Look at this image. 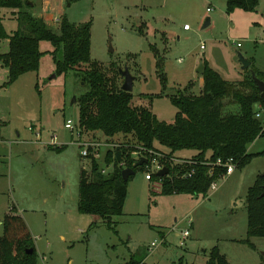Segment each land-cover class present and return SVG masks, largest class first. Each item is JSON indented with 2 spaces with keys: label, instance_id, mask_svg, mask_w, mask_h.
Listing matches in <instances>:
<instances>
[{
  "label": "rangeland",
  "instance_id": "1",
  "mask_svg": "<svg viewBox=\"0 0 264 264\" xmlns=\"http://www.w3.org/2000/svg\"><path fill=\"white\" fill-rule=\"evenodd\" d=\"M33 2L32 13L44 16L54 30L63 16L75 23L91 20V58L127 67L135 76L131 104L150 108L160 120L171 122L177 111L169 95L199 92L202 71L197 69L204 60L228 81L241 80L251 70L264 72V0H258L255 10L231 13L225 0ZM3 15L10 34L17 20L9 9L0 8ZM207 18L210 25L203 27ZM3 41L0 52L8 49ZM39 48L47 52L38 69L10 84L0 64V154L9 155L0 163V234L3 216L14 206L32 232L37 264H120L130 256L144 257L139 264H206L205 252L213 246L231 264H264V237H250L252 246L242 241L247 237L245 196L264 171L263 156L215 180L217 188L205 196L160 194L156 181L145 178L146 168L138 169L127 183L122 213L111 217L116 232L100 216L78 212L80 171L88 173L89 162L79 155L76 131L64 123L70 119L77 125V97L86 85L72 71L55 74L48 41H41ZM238 54L251 60L248 68L242 69ZM155 94L162 96H143ZM235 108L229 105L226 111ZM52 135L57 137L53 147L62 150L49 148ZM82 138L105 141L101 134ZM154 145L168 152L157 141ZM263 149L264 137L248 146L250 153ZM195 153L182 149L174 157ZM111 169L109 165L106 173ZM184 230L189 235L180 245L176 233ZM161 238L164 243L148 253L150 243Z\"/></svg>",
  "mask_w": 264,
  "mask_h": 264
},
{
  "label": "trees",
  "instance_id": "2",
  "mask_svg": "<svg viewBox=\"0 0 264 264\" xmlns=\"http://www.w3.org/2000/svg\"><path fill=\"white\" fill-rule=\"evenodd\" d=\"M225 1L227 13L235 9L255 10L258 4V0ZM33 6V0H0V8L9 9L17 20V28L8 34L2 23L4 15L0 16V41L6 40L8 44L7 51L0 52V64L7 69V84L25 72L38 69L40 57L47 52L40 50L39 44L48 41L53 47L55 74L72 71L82 76L86 85V90L77 97V124L81 135L96 137L101 134L105 141L116 144L104 158L105 165H112L110 172L103 174L94 159L88 173L81 169L78 212L100 216L116 232L111 217L122 213L128 181L138 169L145 168V164L136 165L138 159L132 157L134 151L145 157L160 154L159 163L168 168V173L163 176L154 173L152 179L160 181V194L163 195L205 196L211 182L226 170L213 165L217 159L225 162L232 158L240 168L256 156L264 157V149L248 152L251 143L264 137V112L260 118L255 117L257 111L264 109V97L250 73L241 80L228 81L204 60L203 84L199 92L169 95L177 111L171 122L160 120L150 108L131 104L132 93L121 89L120 65L116 62L104 64L91 58V20L75 23L63 16L58 30H54L44 16L32 13ZM158 61L156 66L160 67ZM253 71L264 81V72ZM143 96L152 99L162 95ZM229 105L238 108L227 112ZM155 141L168 152H160ZM49 148L60 151L63 146ZM182 149H193L196 153L185 159H175L174 153ZM122 162L135 171L127 181L122 178ZM206 163L213 168L212 174L208 173L210 166ZM188 173L191 175H185ZM263 184L264 176L258 175L245 196L247 237L242 241L251 246L250 237H264ZM1 224L0 264H37L34 239L23 217L11 210L4 214ZM28 248H33L29 254L25 252ZM141 259L130 256L120 264H139ZM206 264L231 263L217 246H213Z\"/></svg>",
  "mask_w": 264,
  "mask_h": 264
},
{
  "label": "built area",
  "instance_id": "3",
  "mask_svg": "<svg viewBox=\"0 0 264 264\" xmlns=\"http://www.w3.org/2000/svg\"><path fill=\"white\" fill-rule=\"evenodd\" d=\"M207 10H211L210 7L207 8ZM187 26H184V29H186ZM239 45V44H238ZM260 109V107H259ZM262 112H264V109H260L259 111L256 112L255 117L260 118ZM64 127L70 131H76V135L78 137V139L74 142L78 148H79V155L83 158L86 159V162H89V171H90V165H91V161L92 159L96 160L98 165H99V170L103 173L106 174V168L108 167L107 165H105L104 163V158L106 153L109 150H113L116 147V144L113 142H109V141H97V140H89V139H83L82 135L78 129V124L75 125L73 124V122L70 119L65 120L64 123ZM37 134V133H36ZM50 146H55L57 145V137L56 135H52L51 139H50ZM158 156H160V154L158 153L157 155H153V156H149V157H145L144 155H141L139 152L134 151L132 152V157L134 159H140L141 157H145L146 161H145V168H146V174H145V178L147 180H153L152 179V175L154 173H157L161 168H163L164 166L162 164L159 163L158 160ZM100 158L103 161V165L100 164ZM181 162V161H179ZM208 164V163H206ZM152 165H154V173L151 172V167ZM210 166V164H208ZM214 166H223L226 168L225 172L220 176V178L226 176V175H230L236 168H237V162L235 160H233L232 158L227 159L225 162H222L220 159H217L214 164ZM112 166V165H110ZM120 166H122L123 168H125V162L120 163ZM88 171V172H89ZM209 174L213 173V168L210 166ZM187 176H190L191 173L185 174ZM183 175V176H185ZM156 181V183L158 184V187L160 189V181L159 180H154ZM217 185L215 183V181L211 182L209 189H216ZM178 236H180V245L184 244V241L186 240V238L188 237V230H184L181 233L177 234ZM164 241L163 238H161L160 243H156V242H151L150 245L148 246V253H151L153 251V249L155 247H157L159 244H162Z\"/></svg>",
  "mask_w": 264,
  "mask_h": 264
},
{
  "label": "water",
  "instance_id": "4",
  "mask_svg": "<svg viewBox=\"0 0 264 264\" xmlns=\"http://www.w3.org/2000/svg\"><path fill=\"white\" fill-rule=\"evenodd\" d=\"M210 23V19L207 18L203 24V27H206L208 26ZM239 56V60L241 61L242 63V69H246L248 68L250 65H251V61L244 58L241 54H238ZM203 68H204V65L202 63H200L198 69H197V72H201L203 71ZM121 75L123 76V82L121 84V89L124 90V91H128V92H131L132 90V87H133V81L135 79V76L132 75L129 71V69L127 67H124L123 69H119ZM250 74H251V77L253 79V81L256 83V85L258 86V89L260 90L261 92V96L264 97V81L259 79L255 72L253 70L250 71ZM54 76V74H53ZM76 99L73 98V102L75 101ZM146 161V158L145 157H141L136 165L137 166H141L142 164H144ZM135 173L134 169L131 168V167H125L122 169L121 171V174H122V178L124 181H127L128 177L130 175H133ZM168 173V168L166 166H164L163 168H161L156 174L158 176H163L165 174ZM262 175L264 176V171L262 173ZM261 196H264V184H263V191L261 193ZM33 251V248H28L25 250L26 253H31Z\"/></svg>",
  "mask_w": 264,
  "mask_h": 264
},
{
  "label": "crops",
  "instance_id": "5",
  "mask_svg": "<svg viewBox=\"0 0 264 264\" xmlns=\"http://www.w3.org/2000/svg\"><path fill=\"white\" fill-rule=\"evenodd\" d=\"M211 8V7H210ZM6 14V13H5ZM12 16V15H11ZM4 17H5V15L3 16V19H4ZM13 17V16H12ZM3 21V20H2ZM209 25H210V23H209ZM3 42H5V41H3ZM7 42V41H6ZM3 52H6V50H4ZM2 53V52H1ZM203 83V80H202V78H201V81H200V84H202ZM192 156V155H191ZM7 157H9V155L7 154V153H1L0 154V163H5L6 162V159H7ZM186 157V156H185ZM188 157H190V156H187V158ZM234 172V171H233ZM233 172L231 173V174H233ZM230 174V175H231ZM11 210H14V212L15 213H17V214H19V215H21L22 216V214L20 213V212H18L17 210H16V208L13 206V207H11V208H9V211H11ZM9 211H6V213L7 212H9ZM2 222V221H1ZM25 222H26V220H25ZM26 224H27V226L29 227V225H28V223L26 222ZM30 232H31V230H30ZM31 234H32V232H31ZM163 234V233H162ZM164 235V234H163ZM176 235H177V233H176ZM162 237V236H161ZM164 241H165V239H164ZM164 241H163V243H164ZM153 252V251H152ZM151 252V253H152ZM206 253V260H207V254H208V252L206 251L205 252ZM225 257H226V254L225 253H222ZM147 258V257H146ZM226 259H227V257H226ZM228 260V259H227Z\"/></svg>",
  "mask_w": 264,
  "mask_h": 264
}]
</instances>
